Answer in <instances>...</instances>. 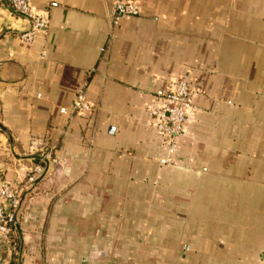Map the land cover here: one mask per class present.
<instances>
[{
    "label": "crops",
    "instance_id": "1",
    "mask_svg": "<svg viewBox=\"0 0 264 264\" xmlns=\"http://www.w3.org/2000/svg\"><path fill=\"white\" fill-rule=\"evenodd\" d=\"M29 1L27 43L0 0V185L22 191L2 264H262L264 0H134L117 25L115 0ZM158 77L194 89L173 166ZM79 88L89 111L62 112Z\"/></svg>",
    "mask_w": 264,
    "mask_h": 264
},
{
    "label": "built area",
    "instance_id": "2",
    "mask_svg": "<svg viewBox=\"0 0 264 264\" xmlns=\"http://www.w3.org/2000/svg\"><path fill=\"white\" fill-rule=\"evenodd\" d=\"M10 10L28 20L30 26L20 36L24 42H32L39 31L48 28V17L44 12L33 10L29 0H6ZM139 8L134 0H115L108 12L110 21L117 25L124 16H135ZM161 86L154 91V103L146 110L153 118L155 130L161 137L163 154L158 161L163 165H176V156L180 143L185 136V123L194 109L192 97L194 89L183 77H158L155 79ZM90 105L85 99L83 88L76 91L75 98L69 108H61L64 113L85 114ZM54 162L56 159L53 160ZM57 171L58 165L54 164ZM40 172L41 168L36 167ZM21 187L2 182L0 185V264L3 253H18L19 246L15 236V224L21 204ZM264 264V259L262 261Z\"/></svg>",
    "mask_w": 264,
    "mask_h": 264
},
{
    "label": "trees",
    "instance_id": "3",
    "mask_svg": "<svg viewBox=\"0 0 264 264\" xmlns=\"http://www.w3.org/2000/svg\"><path fill=\"white\" fill-rule=\"evenodd\" d=\"M15 231H18V225H17V223L15 224ZM16 240H17V238H16ZM11 256L13 257V259L15 261L17 259V257H18V253L11 254Z\"/></svg>",
    "mask_w": 264,
    "mask_h": 264
},
{
    "label": "rangeland",
    "instance_id": "4",
    "mask_svg": "<svg viewBox=\"0 0 264 264\" xmlns=\"http://www.w3.org/2000/svg\"><path fill=\"white\" fill-rule=\"evenodd\" d=\"M56 171V170H55ZM22 199V198H21ZM18 232V231H17ZM19 251V250H18Z\"/></svg>",
    "mask_w": 264,
    "mask_h": 264
}]
</instances>
